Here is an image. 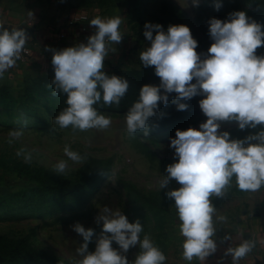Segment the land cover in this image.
Masks as SVG:
<instances>
[{
    "label": "rangeland",
    "instance_id": "rangeland-1",
    "mask_svg": "<svg viewBox=\"0 0 264 264\" xmlns=\"http://www.w3.org/2000/svg\"><path fill=\"white\" fill-rule=\"evenodd\" d=\"M217 2L222 5L219 10ZM234 11H245L264 24V0H199L198 7L192 0H0V18L7 20L17 12L35 19L49 12L56 17L83 15L88 21L96 16H121L124 37L119 44L107 46L103 70L130 82L119 106L96 105L111 117L110 127L73 131L53 121L66 107V97L53 96L48 87L53 68L0 78V264H78L75 249L83 238L72 226L80 223L94 229L89 243V251H94L102 230L96 218L105 206L123 212L130 222L139 219L141 239L150 235L166 255L165 264H179L184 238L174 200L166 193L180 185L173 179L161 189L159 182L167 175L166 166L174 162L170 138L175 131L198 129L207 117L200 111L148 137L140 131L127 132L125 113L138 99L140 87L160 82L154 66L145 68L139 60V53L149 46L143 36L144 24L159 23L165 30L170 24L187 25L198 41L196 51L204 53L213 42L208 21L226 20ZM174 96L169 94L170 106L159 112L178 111L172 103ZM234 127V122H222L220 130ZM17 129H23L19 138L11 135ZM65 146L86 154L87 159L69 160ZM19 150L30 152L31 161L18 156ZM60 160H68V169L57 174L53 166ZM248 193L238 188L233 177L222 197H212L216 213L230 210L236 196ZM138 251V246L131 248L128 259L133 260ZM33 253L39 258H33Z\"/></svg>",
    "mask_w": 264,
    "mask_h": 264
},
{
    "label": "clouds",
    "instance_id": "clouds-1",
    "mask_svg": "<svg viewBox=\"0 0 264 264\" xmlns=\"http://www.w3.org/2000/svg\"><path fill=\"white\" fill-rule=\"evenodd\" d=\"M192 5L198 7L199 0H192ZM221 6L217 2L216 10ZM89 24L95 31L86 42L48 49L54 71L48 87L53 96L66 97V107L53 119L62 129H107L111 117L102 114L96 105L119 106L130 86L127 78L103 70L109 55L108 42L119 44L124 37L120 31L122 17L96 16ZM4 25L0 23V78L21 59L31 40L24 28L9 30ZM208 25L213 42L206 52L198 53V41L187 25L170 24L165 30L159 23L144 24L143 36L149 46L139 53V60L145 68L154 66L160 82L142 85L138 99L125 113L127 132L134 135L140 131L148 137L149 120L157 115L161 104H169V94L175 93L172 103L178 111L189 107L181 101L202 97L198 105L206 121L198 129L175 131V137L170 138L174 162L166 166L167 175H162L159 182L161 189L173 179L180 185L166 195L174 200L180 235L184 238L181 255L188 264L194 258L205 264L217 251V209L212 197H222L233 177L245 192L254 193L264 187V55L256 51L264 47V24L245 11H234L226 20L211 18ZM222 122H234L240 130L260 127L244 138H233L229 131L220 130ZM11 135L19 138L23 129L13 130ZM64 153L76 163L87 159L86 154L71 150L70 146H65ZM17 155H23L25 161L32 159V154L24 150ZM67 169L68 160L53 166L57 174ZM96 222H102V230L94 251H89L94 229H86L80 223L72 226L83 238L75 249L80 257L78 264H165L166 255L150 235L141 239L143 225L139 219L130 222L123 212L105 206ZM226 241L231 244L224 255L231 256L232 264H240L256 247L255 240L243 235L232 246L230 232L221 238V243ZM137 246L139 251L130 261L127 253Z\"/></svg>",
    "mask_w": 264,
    "mask_h": 264
},
{
    "label": "crops",
    "instance_id": "crops-1",
    "mask_svg": "<svg viewBox=\"0 0 264 264\" xmlns=\"http://www.w3.org/2000/svg\"><path fill=\"white\" fill-rule=\"evenodd\" d=\"M25 13H12V17L8 20L0 18V23L5 24L4 27L24 28L31 40L26 44L31 49V58L27 63L17 61L16 65L7 70L3 77L8 78L16 73L24 74L27 72L37 73L43 69L50 71L53 66L51 64L52 52L49 48L62 49L69 46H74L71 37H68L61 45L53 43L52 37L55 32L66 30L68 21L75 14L65 17H56L50 12L42 17L24 16ZM29 16V17H28ZM94 27V26H93ZM68 31V30H67ZM71 35V33H70ZM29 63V64H28ZM26 65V66H25ZM17 75V74H16ZM264 193L262 189L256 192H249L244 196H236L234 205L225 213H215L214 224L217 228L216 242L217 251L209 256L205 264H232L231 256H225V249L230 246L231 241L221 243V238L226 233H231L233 236L232 246H236L241 239L251 238L256 241V247L249 255L241 259L240 264H264ZM219 217H226V220H221ZM179 264H188L180 259ZM190 264H202L201 261L194 258Z\"/></svg>",
    "mask_w": 264,
    "mask_h": 264
},
{
    "label": "trees",
    "instance_id": "trees-1",
    "mask_svg": "<svg viewBox=\"0 0 264 264\" xmlns=\"http://www.w3.org/2000/svg\"><path fill=\"white\" fill-rule=\"evenodd\" d=\"M256 51H257L258 55H264V47L258 48ZM193 82H195V81H193ZM200 99H202L201 96H196L193 99H191L190 101H181V102L187 103L189 105L187 110H184V111H172L170 113V112L164 110L163 112H159L157 117H152L149 120V128H150L149 133H151V132H153V131H155V130L163 127V126L169 125L171 123H174L177 121H183L185 119H188L192 115L199 113L201 111L199 108V105H198V101ZM168 106H170V101H169V104L167 106H164L162 104L160 106V110L164 109L165 107H168ZM161 113H163L162 116H161ZM259 127L260 126H258V128ZM227 131H229L231 133V136L233 138H244L245 136H247L248 134H250L254 130L253 129L240 130V129H238V127H234V128L228 129ZM32 256L35 259L39 258V255H37L36 253H33Z\"/></svg>",
    "mask_w": 264,
    "mask_h": 264
},
{
    "label": "built area",
    "instance_id": "built-area-1",
    "mask_svg": "<svg viewBox=\"0 0 264 264\" xmlns=\"http://www.w3.org/2000/svg\"><path fill=\"white\" fill-rule=\"evenodd\" d=\"M68 30V31H67ZM95 28L89 24L88 19L83 15H75L68 21L66 30L58 31L53 34L52 40L56 45H61L68 37L72 38L73 45L81 42H86V38L92 35ZM71 33V35H70ZM108 42L107 46H110ZM31 49L25 45L24 51L21 54L20 63H26L31 58Z\"/></svg>",
    "mask_w": 264,
    "mask_h": 264
}]
</instances>
